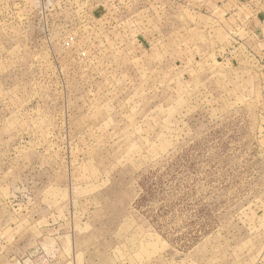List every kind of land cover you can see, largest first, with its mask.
<instances>
[{"label":"rangeland","instance_id":"374dc122","mask_svg":"<svg viewBox=\"0 0 264 264\" xmlns=\"http://www.w3.org/2000/svg\"><path fill=\"white\" fill-rule=\"evenodd\" d=\"M264 0H0V264H264Z\"/></svg>","mask_w":264,"mask_h":264},{"label":"crops","instance_id":"0c3cea01","mask_svg":"<svg viewBox=\"0 0 264 264\" xmlns=\"http://www.w3.org/2000/svg\"><path fill=\"white\" fill-rule=\"evenodd\" d=\"M262 36H264V10L262 11Z\"/></svg>","mask_w":264,"mask_h":264}]
</instances>
